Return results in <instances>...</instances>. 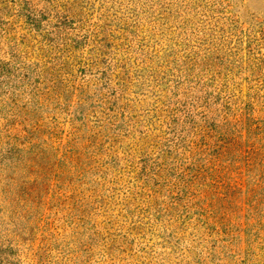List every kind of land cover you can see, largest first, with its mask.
<instances>
[{"label": "rangeland", "instance_id": "obj_1", "mask_svg": "<svg viewBox=\"0 0 264 264\" xmlns=\"http://www.w3.org/2000/svg\"><path fill=\"white\" fill-rule=\"evenodd\" d=\"M0 264H264V0H0Z\"/></svg>", "mask_w": 264, "mask_h": 264}, {"label": "trees", "instance_id": "obj_2", "mask_svg": "<svg viewBox=\"0 0 264 264\" xmlns=\"http://www.w3.org/2000/svg\"><path fill=\"white\" fill-rule=\"evenodd\" d=\"M153 1H155V0H147L148 3L153 2ZM153 4H154V3H153ZM151 7H152V6H151Z\"/></svg>", "mask_w": 264, "mask_h": 264}]
</instances>
